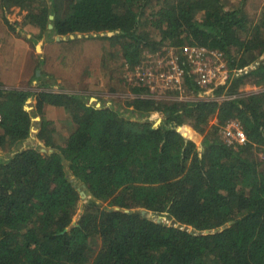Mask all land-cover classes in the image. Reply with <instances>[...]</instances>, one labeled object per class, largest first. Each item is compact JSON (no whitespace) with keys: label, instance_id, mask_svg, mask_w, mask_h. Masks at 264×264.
Here are the masks:
<instances>
[{"label":"trees","instance_id":"16d2710c","mask_svg":"<svg viewBox=\"0 0 264 264\" xmlns=\"http://www.w3.org/2000/svg\"><path fill=\"white\" fill-rule=\"evenodd\" d=\"M243 2L0 0L5 19L18 7L39 36L100 34L119 47L129 72L157 70L171 51L186 68L183 91L161 98L132 83L134 97L110 106L90 104L84 93L0 82V150L28 139L34 116H41L39 139L54 150L30 147L0 160V264H264V89L241 94L247 83L264 86V6L257 17ZM187 47L225 62L229 79L211 99H178L203 89ZM46 104L68 113L67 137L57 139ZM154 112L164 115L158 126ZM232 120L246 144L226 142Z\"/></svg>","mask_w":264,"mask_h":264},{"label":"rangeland","instance_id":"374dc122","mask_svg":"<svg viewBox=\"0 0 264 264\" xmlns=\"http://www.w3.org/2000/svg\"><path fill=\"white\" fill-rule=\"evenodd\" d=\"M229 1L240 2L242 0H229ZM243 3H245V6L247 7L250 15H254V13H257V17L259 16L264 6L263 5L264 0H244ZM24 15L25 12L21 11L20 8L18 7L12 8L7 14V19H5V17L3 16V12L0 10V81L4 80L5 74L10 75L14 70L13 66H11V63L8 62L9 61L8 56L12 46L17 45L20 48L21 46L22 47L26 46L25 45L26 43L23 42L21 39L15 40L16 36L20 34L19 30L24 29L25 26V24H23ZM25 28L26 29H24L23 33H21V36H24L25 38L29 37L28 33L32 35H37V33L39 32V29L37 27H33L31 25H28ZM44 34L47 36L50 35L48 32H45ZM84 36L87 37L84 38ZM49 38L55 39L56 37L50 35ZM63 43L61 41H58L54 45L58 51L62 49L65 50L66 53H68L65 63L57 64L58 62H55L54 64V62L47 57L46 59H41L40 61H38L39 65L36 66L34 69L35 73L33 74L32 78L31 79H28L26 77L23 78L24 81L23 86L20 88L27 89V91L30 92H38L43 90L53 91V92H60V91L72 92L75 89L74 93H82V94L84 93L89 99L90 104H95V105H101L103 104L102 101L107 102L110 99L115 100V102L116 101L123 102L127 98L134 97V94L131 93L132 83L133 84L135 83V79L132 75L133 71L129 72L127 71L126 68L122 66L123 58L120 49L117 45H112L109 41L101 38L100 34L99 36H96L95 33L86 34V35L83 34L82 37H79L76 40L75 38H73V40L66 41ZM44 46H47V43L45 44L43 37L29 44L27 48L28 49L27 55H28V59H30V62L29 61L27 62V66L29 64H32L33 62L32 58L37 60L38 56L43 55V53L45 52ZM101 47H102V51H101ZM96 49L98 50V57L95 58L96 62L93 61L92 63L89 56L93 52H95ZM95 56H97L96 53ZM100 57L101 58L103 57L102 62H100L101 60ZM78 62H79V66L82 65L85 67L88 65V62L92 64L91 72L87 77H83L84 74H82V70L77 72L76 66ZM80 62L82 64H80ZM256 62L258 64L259 61ZM257 64L253 63L250 67L255 68ZM38 69H42V71L44 72H48V71L53 72L51 75L53 77V80L50 79L49 82L40 81V79H38L40 76L36 77V73H39L40 71V70L38 71ZM66 70L68 71L67 73L65 72ZM249 70H247L246 72H242L241 74L243 73L246 74L249 72ZM17 71H19L18 68ZM94 76L96 78L98 77L99 79L98 86L100 90L98 91L108 90V93L105 95L104 98H102V101L96 98L91 99L90 97L92 96L93 92L86 90L82 86L83 83L86 82L87 80H91L92 82L91 77ZM59 79L61 80L60 83L57 81ZM34 81L36 83H34ZM65 89H68V91H66ZM262 89H264V86L255 85L254 83H247L241 88V94L247 95L251 92L259 91ZM180 96L186 98L185 95H180ZM156 97L162 98L163 96L158 95ZM30 98L31 100L27 102L26 105L31 107L32 110L34 109L35 99L33 96ZM189 98L190 100L195 99L194 96L191 95H189ZM167 99H171V98L167 97ZM121 109L124 111L126 107L122 106ZM125 113L130 114L128 111H126ZM44 114L47 119L54 121L57 131L56 132L57 139L58 138L61 139V137L63 138L67 137L70 134V132L73 129V124L68 113L64 109L58 108L54 112H50L48 114L47 112H45ZM36 117H40V119L35 120ZM163 118L164 115L160 112H154L150 116V119L154 123V125L157 122H161ZM40 120H41V116H34L33 128H32L33 130L31 132L30 137H28V139H26L17 148H14L9 151L0 150V160L8 159L16 152V150H22L30 147L38 148L40 150L42 148H45L46 149L45 151H47L49 147H47L44 144V142L40 140L38 137V132L40 130ZM66 168L69 172L68 166ZM71 176H72V180H74V176L72 174ZM75 183L77 185V188H80L82 191H84L82 187L83 184L77 181H75ZM82 198L86 199L87 194L85 197ZM149 216L152 217L150 214ZM152 218L156 219L155 216ZM167 223L172 224L170 220L167 221Z\"/></svg>","mask_w":264,"mask_h":264},{"label":"built area","instance_id":"2783aa9c","mask_svg":"<svg viewBox=\"0 0 264 264\" xmlns=\"http://www.w3.org/2000/svg\"><path fill=\"white\" fill-rule=\"evenodd\" d=\"M172 56L163 62L158 61L157 70L145 69V65L138 66L135 73H132L135 83L149 88L151 94L162 96L166 90L183 91L182 82L186 75V68L180 62L179 56L171 51ZM185 54L190 61L191 72L197 76V83L203 89L198 92L193 100H208L213 98L212 92L216 87L225 85L229 79V72L220 53L213 51L207 52L205 48L187 47ZM189 65V64H188ZM249 70L246 67L243 71H238V75ZM182 95V94H181ZM236 97V95H235ZM225 95L219 97V100L228 99ZM178 99L190 100L189 96ZM224 138L229 145H244L247 143V137L238 121H230L224 128Z\"/></svg>","mask_w":264,"mask_h":264},{"label":"crops","instance_id":"0c3cea01","mask_svg":"<svg viewBox=\"0 0 264 264\" xmlns=\"http://www.w3.org/2000/svg\"><path fill=\"white\" fill-rule=\"evenodd\" d=\"M50 19H51V17H50ZM51 23L52 22H50L49 25ZM49 25H48V27H49ZM26 26H28V25H25L24 26V29H26L25 28ZM22 28H23V26H22ZM24 29L23 30H19L20 34L16 36L15 40L21 39L23 42L26 43L25 44L26 46H24V47L21 46L22 49L20 47H18L17 45L12 46V48L10 50V53H9V56H8V60H9L8 62L11 63V66H13V69L14 70H13V72L10 75L5 74L4 80H1L0 81L5 86H7L9 88L22 89L20 87L23 86V82H24L23 81V78H25V77L28 78V79H31L32 78L33 74L35 73V70L34 69H35L36 66L39 65L38 64V61H40L41 59H46V57H47L50 60H52L54 62V64H55V62H58L57 64H64L65 61H66V59H67L68 53H66V51L65 50H62V49H60L58 51L55 48V45L54 44L57 43L58 41H61L63 43V42H66V41L73 40V38H70L69 36H67V39H64V36H61V35H53L56 38L55 39H50L49 36L51 34L49 32H48L50 34L49 36H47L45 34H43L42 36H39L40 35V32H38L37 35H32V34L28 33L29 34L28 35L29 37L28 38H25L24 36H21V33H23ZM49 29H52V28L49 27ZM46 36H47V38H46ZM42 37H43V40L45 41V44L47 43V46H44L45 52L43 50V52H44L43 55L38 56L37 57V60H35V59L32 58V60H33L32 64H29L27 66V62L28 61L30 62V59H28V55H27V52H28V49L27 48H28L29 44L31 42H35L37 39H40ZM86 37L87 36H84V38H86ZM74 38L76 40L79 37L78 36H75ZM101 51H102V47H101ZM95 53H96L97 56H95ZM89 57H90L92 63H93V61L96 62L95 58L98 57V50L96 49V51L93 52ZM102 58L100 57V59H101L100 62H102ZM85 62H86V60H85ZM80 64H82V63L80 62ZM91 65L92 64L90 62H88V65L86 67L85 66H82V65L79 66V62H78L77 66H76L77 72H79L80 70H82V74H84L83 77H87L90 74V72H91V68H92ZM17 68L19 69V71H17ZM38 71H39V73H36V77H39L40 76L38 78V79H40V81L49 82L50 79L53 80V77L51 76L53 72H49V71L48 72H44V71H42V69H38ZM65 72L67 73L68 71L66 70ZM94 77H91L92 82H91V80H87L86 82L83 83L82 86L86 90H89L90 92H93L92 93V96L90 97L91 99L96 98V99H100V101H102V98L105 97V95L108 93V90H106V91H98V90H100L99 89V86H98L99 79H98V77L97 78L96 77L94 78ZM57 81L59 83L61 82L60 79L57 80ZM89 82H91V83H89ZM34 83H36V82L34 81ZM24 84H26V83H24ZM69 84H72V83H69ZM22 90H26L27 91V89H22ZM65 90L68 91V89H65ZM74 90L73 91L70 90L72 92H69V93H74L75 92ZM112 91H111V93H112ZM62 92H65V91H62ZM102 102H103V104L110 106V105L113 104V102L115 103V100L110 99L107 102L106 101H102ZM97 106H101V105H97ZM58 108L63 109L62 107H58V106L46 104L45 107H44V112H47V114H48L50 112H54ZM31 132H32V129H31ZM41 151H42V149H41Z\"/></svg>","mask_w":264,"mask_h":264},{"label":"water","instance_id":"95a60500","mask_svg":"<svg viewBox=\"0 0 264 264\" xmlns=\"http://www.w3.org/2000/svg\"><path fill=\"white\" fill-rule=\"evenodd\" d=\"M51 17V19H53L54 18V15H51L50 16ZM49 27L50 28H53V24L51 23L50 25H49ZM105 33H101V35L103 36ZM114 34V32H108L107 33V35H109V36H111V35H113ZM97 35V34H96ZM75 36H78V37H81L82 36V34L81 33H78V34H70L69 35V37L70 38H74ZM59 38V37H58ZM64 39H67V36H64ZM254 64H257V62H255ZM249 69L251 70L252 68L251 67H249ZM31 100V98H29L28 99V101L27 102H29ZM25 108L27 109V110H30L31 109V107H29V106H25ZM40 119V117H36L35 118V120H39ZM34 120V119H33ZM162 122V121H161ZM161 122H157V123H155V126H158ZM33 130V129H32ZM46 149L45 148H42V151L44 152ZM54 150H53V148H50L49 149V152H53ZM79 190H80V193H81V195H82V197H85L86 196V194H85V192L84 191H82L80 188H78ZM115 210H122L120 207H118V206H116L115 208H114ZM123 211H125V212H130V210L129 209H124ZM141 213L143 214V215H147L148 217H150L149 216V214L152 216V217H154L156 214L155 213H153V212H149V211H147L146 209H142L141 210ZM152 217H150V218H152ZM154 219V218H153ZM157 222H163V216L162 215H160L157 219H155ZM171 223L172 224H177V223H175V221L174 220H172L171 221ZM229 224H231V223H229ZM210 231L209 230H206V233H209Z\"/></svg>","mask_w":264,"mask_h":264}]
</instances>
